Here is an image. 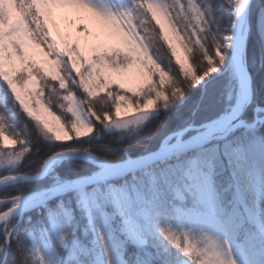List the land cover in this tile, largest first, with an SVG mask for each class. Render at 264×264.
<instances>
[{
  "label": "rangeland",
  "instance_id": "obj_1",
  "mask_svg": "<svg viewBox=\"0 0 264 264\" xmlns=\"http://www.w3.org/2000/svg\"><path fill=\"white\" fill-rule=\"evenodd\" d=\"M30 1L32 6H34L35 8L38 2H44V0ZM253 1L254 0H252V3ZM68 2H70V0H68ZM158 2L162 6H164L161 0H158ZM89 3L102 10L111 11L117 16L127 15V19L133 29L135 30L137 28L129 12L123 8L121 0H89ZM189 3L191 8L196 6L195 0H189ZM263 4L264 0H255L253 12L250 7L247 44L251 33H256L264 49V10L258 9ZM0 13L3 17L2 19L0 17V62H2L6 51L5 41H11L16 36L23 33H27L28 26L17 8L16 0H0ZM252 15L253 17H251ZM80 17H86V19L81 20ZM253 19L254 21L251 22V20ZM54 20L56 25L55 28H53L51 24L49 25V28L53 32V36L57 38L58 41L60 36H63L69 39L70 41L74 42L76 40H79L82 44L92 46L100 42L97 37H100L101 39H107L106 37L102 36V30L100 26L90 17V14L83 10H78L75 8L57 9L54 15ZM81 23L88 27L89 32L92 34L91 36L85 37L76 31L75 26ZM233 29L234 23L231 28L232 35L224 36V44L220 45V50L222 55L224 56V60L220 62L218 57L217 59H214L216 61L217 71L211 73L202 81L200 85H198L205 86L207 84V80L212 75H221L224 73H228L231 79L235 82L229 91V99L233 101V104L228 107V110L223 115H221L215 120L209 121L201 126L190 125L182 131L167 136L162 141L160 148L156 152H164L163 147H172L177 144L178 141L184 143L193 139L198 134L202 133L207 127L206 126L205 128L201 129L202 126H205L207 124L210 125L215 121L223 120V117L229 114L235 106L238 98L239 72H237L235 67L232 65L231 59V45L234 46ZM57 33H59V36L57 35ZM28 34L30 35V33ZM135 36L139 39V43L137 45V47L140 49L139 61L146 70L147 74L155 78L153 87L149 88L145 93L148 92L150 94V97L156 96L157 92L165 93L167 78L155 64L150 54L149 48L141 37V35L139 34V32L135 33ZM107 42L113 43L114 41L107 40ZM224 45H227V47H224ZM177 47L178 52H180L181 54L180 57L175 55V50L173 48H169L176 63L178 60L184 58V63L177 64L180 67L183 75L185 76V72L187 68L190 67V65L187 64V60L185 58L188 56L182 44L181 37L179 41V46ZM49 54L53 56V59L49 61V64L52 65V67H46L44 70L33 67L32 73L34 70H38L48 78L60 83L62 89H64L65 91H69L68 79L61 71V68L63 67L68 74L67 77L72 78L74 83L83 87V78L86 77L91 71L90 66L85 67L84 71L81 73V76L74 77L71 74V69L76 67L77 65L76 61L73 59V55H70L67 51L57 49L54 45L49 46ZM34 77L36 76L34 75ZM110 89H108V91ZM8 90L10 92V89ZM121 91L128 93L131 97H140L133 95L126 90ZM10 96L13 98L11 93ZM119 98L117 103L121 102ZM124 98V103L131 102L137 112L142 111L141 106L145 103V100L143 103H139L132 101L131 98ZM5 99V95L0 89V102ZM65 99L68 104V111L69 109H72V111L69 112L74 118V122H76V117L79 116L82 121H85L94 128L91 114L87 111L82 100H80L74 93L71 92H68L66 94ZM37 101L43 103L53 115L58 117L46 104L44 100V94L40 88V82L37 90L34 93V98L31 101V105L36 106ZM22 110L24 111L23 108ZM260 110H264V107L256 106L255 120H253L252 122H246L244 120L247 127L240 129H260L264 125V123H261V121H264V114H262ZM156 113L157 110L152 112L150 115L147 116L146 119L140 122H136L135 116H129L127 117V121H121L119 123L123 127L131 126L134 124H140L148 121ZM25 114L28 116L26 112ZM28 118L33 120L30 116H28ZM33 121L36 123L35 120ZM115 124H117V122H115ZM0 130H2L1 127ZM68 130L71 133V127L68 128ZM238 130L239 129L230 134L227 139L233 137ZM72 135L73 139L69 141L56 142L70 143L72 141L86 139L92 134L79 139L75 138L74 133H72ZM222 142L215 143L197 151L204 152V150L207 148L220 147L222 146ZM250 147L256 151L264 153V144L262 143H252ZM2 149L3 148H0V150ZM220 149H222V147H220ZM197 151H194L191 154H188L181 158L175 157L171 160H165L162 162L155 163L146 169H142L125 176L127 177L131 174H136L142 171L148 172L149 169H152V167L158 164H164L166 162H177L174 166L171 165L170 167L165 168L163 170H158V173L151 172V177L148 180L147 185L142 184L143 187L137 185H132L130 187L119 186L117 182L125 178L123 177L118 181H102V183H100L99 185H93L83 189V191L85 192H97L96 203L93 204L91 201H89L88 207L84 206L82 197L80 195L81 190L78 192H74L77 195L76 211L72 208L62 205L59 212L50 211L48 213L47 222L42 223L39 228L32 229L28 233V238L30 240V258L37 264H70L69 256L72 252V246L74 243H80L84 245L87 249V253L85 255L80 256L82 264H107V261L109 260L111 264H129L128 260L126 259L127 246L136 248L139 251L134 264H151L150 261H155L158 264H191V260L193 261V264H221V261H223V264H234V261L235 264H245L243 252L238 246L236 232L247 221L251 223L254 227L259 228L264 237V228H262L261 222L259 221L261 206L258 200V192L261 189V184L254 180V178H256L255 173H250L242 168L239 162V156L243 152V149H232L230 151V157H232L233 160H231V162L228 164V169L225 168L223 170V173L226 172L228 176L217 177L213 174L211 177V182L214 185L216 191L220 193L222 201L224 199L225 193H231L229 196H226L231 207L227 211L224 206L225 211L223 219L233 221L236 225V228L234 230L226 229L221 223H214L211 226L208 225L207 223H205L209 216V213L207 212L206 208L202 204H200L192 195L188 194L184 188V185L187 183L185 174L190 170L191 161L193 159H196L184 158L192 155ZM81 152H86L88 154L90 153L88 151L83 150L65 151L62 154L56 155L51 158H55L56 162L50 170H46V168L51 159H49L44 164L42 169L36 175H11L5 177L7 179L0 182V188L14 185L18 182L42 180L48 177L53 179V182L50 187L40 189L33 193L21 196L19 201L17 202V204L20 205L25 201L33 200L39 197L51 188L83 181L88 177L92 176L93 174L97 173L102 168L79 155V153ZM156 152H151L147 155L154 154ZM92 155L94 157H97L94 154ZM138 158H130L128 160ZM69 160H81L90 163L91 165L96 167V171L82 178L69 181H61L56 175L53 174L54 170L60 164ZM101 160L107 161L104 159ZM7 162L8 160H6L5 162L0 160V171L8 167L15 166L17 164H8ZM45 172H47V174H45L46 176L42 179H38L39 177H42ZM173 172H176V174ZM117 177L118 176H115L113 178L115 179ZM18 179L34 180L17 181ZM225 180H227L228 183L226 186ZM160 183L173 184L174 188L176 189L175 195L180 201L185 202L187 200V196H190V198L193 199V205L188 209L180 207L175 209V222L169 220L166 217H162L158 213L152 212L150 210V202L148 199H146V193L147 191H156ZM113 189L117 190L118 195L123 192L127 196V201L121 203L120 207H117V203L113 200L110 194ZM99 193H104L103 199L100 198ZM178 193H183L184 198L181 199ZM12 203V200L0 201V212L6 211L10 207H12ZM41 209H39V211ZM121 209H123V211ZM31 212H28L27 214L12 220L6 225L4 224L0 226V237L2 235L4 236V227L8 228V230L10 231L11 223L13 221L17 220L20 223ZM1 214L3 213H0V215ZM168 231L175 233V236L180 243V249L170 244L164 238V235H166ZM133 233L137 237H139V239L144 241L143 245L138 244L133 239ZM61 236L65 238L63 244H61L60 242ZM101 237H103V243H101ZM187 248L193 249V254L190 257H188L186 253L182 251L183 249ZM61 250L65 253L63 254ZM5 252L6 248L3 251H0V260H3Z\"/></svg>",
  "mask_w": 264,
  "mask_h": 264
},
{
  "label": "trees",
  "instance_id": "obj_2",
  "mask_svg": "<svg viewBox=\"0 0 264 264\" xmlns=\"http://www.w3.org/2000/svg\"><path fill=\"white\" fill-rule=\"evenodd\" d=\"M121 1L123 8L129 12L136 27L143 32L141 37L148 46L155 64L167 78L166 95L171 97L173 92L182 89L184 98L174 104L169 111L165 110L164 102L159 101L156 107L157 113L148 121L127 127H117L115 118H113L114 122L109 124L104 121V115L114 113L118 98L124 96L131 98L134 102L143 103L145 98L150 97L148 92L144 94L143 98L131 97L128 93L113 87L108 91L111 98L108 94L93 98L83 87L74 83L72 78L67 77L68 74L63 67L61 71L68 79L69 91L62 89L57 81L48 78L38 70H34L33 74L39 79L46 104L68 128L74 122L65 99L68 92L74 93L82 100L93 119L94 132L91 136L70 143H59L45 134L33 120L28 118L21 106L10 96L6 86L0 81V89L6 98L0 102V127L4 133L14 136L18 141L24 140L26 142L18 144L14 150H0V160L5 162L11 156H14L16 152L24 151L26 148L30 149L21 162L0 171V179L11 175H36L49 159L69 150L88 151L110 162H121L130 158L145 156L151 152H156L167 136L182 131L190 125L201 126L215 120L233 104V101L229 99V91L235 82L228 73L212 75L205 86L190 87L188 80L175 62L169 46L158 34V26L145 13L144 9L139 7L142 0ZM161 1L167 11L172 14L173 19L180 25L186 26L179 35L187 56L194 59L199 71L205 70L207 68L206 61H203V56L206 54L205 49L207 54L217 59L215 57L216 47L224 44V36L232 35L231 28L234 23L233 3L230 0H195L204 14V23L201 27H204L205 30L201 32L200 26L192 19L189 11L191 8L189 0ZM254 4L255 0L252 3V12ZM16 5L24 20L28 21L27 26L31 23L33 25L32 30L41 33V39L43 40L47 35L46 25L39 16V12L33 11L35 7L32 6L31 1L16 0ZM182 9L187 15H177ZM258 9L264 10V4ZM0 17L3 18L1 13ZM253 21L254 19L251 20V22ZM247 58L253 80L254 100L245 113L244 120L252 122L256 118V106L264 107V49L256 33H251L248 39ZM201 63L203 68L199 69ZM227 142L231 144V150L235 148L243 149L239 156L242 168L250 173H255L256 178L254 180L261 184V189L258 192V200L261 206L259 221L262 228H264V153L250 147L252 143L264 144V125L260 129H239L233 137L227 139ZM220 150L223 152V148ZM199 153H202L201 163L205 167L215 163L216 153L214 148H207L204 152L197 151L184 159L197 158ZM221 159L224 161L223 169L213 173L217 177L228 176L226 172L223 173V170L228 169V164L233 160L230 155L226 157L222 155ZM176 163L166 162L155 165L148 172L142 171L131 174L121 179L117 184L123 187L132 185L143 187L142 184L147 185L151 172L158 173V170H163L171 165L174 166ZM94 171H96V167L90 163L81 160H69L56 167L53 174L61 181H69L88 176ZM173 173L176 174V172ZM52 182L53 179L48 177L42 180L18 182L0 188V201H9L13 197H21L48 188ZM225 182L226 186L228 184L227 180ZM175 191L173 184L162 183L158 185L156 191H147L146 199L150 202V210L175 222L176 208L188 209L193 205V199L190 196H187V200L183 202L176 197ZM230 194L225 193L223 199V205L227 211L231 205H229L226 196ZM76 196V193L67 194L48 204L40 211L36 210L29 213L22 222L13 221L9 231L11 243L6 247L3 261H6L7 264H37L30 258L28 233L32 229L39 228L42 223L47 222L48 213L50 211L59 212L62 205L76 211ZM236 235L238 246L243 252L244 263L264 264V237L260 229L246 221L237 230ZM3 237V235L0 237V242L3 241ZM61 252L65 253L62 250ZM138 253L139 251L136 248L127 246L126 259L129 264H134ZM150 262L151 264H158L155 261Z\"/></svg>",
  "mask_w": 264,
  "mask_h": 264
},
{
  "label": "snow or ice",
  "instance_id": "obj_3",
  "mask_svg": "<svg viewBox=\"0 0 264 264\" xmlns=\"http://www.w3.org/2000/svg\"><path fill=\"white\" fill-rule=\"evenodd\" d=\"M234 3L235 11L237 14L241 13L248 0H230ZM139 7H142L145 13L151 18V20L158 26L157 31L161 38L168 44L170 48L175 50V55L180 57L178 52L180 32L183 30L184 25H180L173 19L171 13L162 6L158 0H142ZM60 8H75L83 10L90 14V17L100 26L102 30V36L107 39H101L99 43L92 46L82 44L81 41H70L69 39L60 36L59 41L53 36V32L50 30L51 24L55 28L54 15L57 9ZM34 12L38 11L39 16L42 18L46 25L45 31L47 35L42 40L41 33L33 31V25L29 23L27 33L16 36L11 41H5L6 51L3 61L0 62V81L10 89V93L18 104L24 109V111L41 127L42 131L50 136L53 140L64 142L73 139L72 133L75 138L89 136L93 133L94 128L85 121H82L79 116L76 117V122L71 125V133L68 127L63 121L53 115L47 107L37 101L36 106L31 105V101L34 98V93L39 86L38 78L34 77L32 73L33 67L44 70L46 67L51 68L52 65L49 61L53 59V56L49 54V46L54 45L57 49L67 51L70 55H73V59L76 61V67L71 69V74L74 77L81 76L86 66L91 67V71L86 77L83 78V88L86 92L95 98L97 96L108 94V89L117 87L121 90H126L133 95L144 97L145 92L153 87L154 77L147 74L146 70L139 61L140 49L137 47L139 39L135 36V33L139 32L143 35V32L136 28L135 30L131 26L127 19V15L117 16L115 13L102 10L95 7L89 0H44L43 3H37ZM192 19L200 26L201 32H204V27L201 25L204 23V14L199 7L196 6L190 8ZM187 15L181 10L177 15ZM81 20L86 17H80ZM26 23L28 21L26 20ZM76 31L81 35L87 37L92 34L89 32L88 27L83 23L76 25ZM30 33V35L28 34ZM59 36V33H57ZM107 40L114 41L113 43L107 42ZM227 47V45H224ZM205 55L203 61H206L207 68L203 71H199L195 64L194 59L191 57H185L187 64L190 67L185 72V78L188 80L190 87L195 88L202 83V81L211 73L217 71L216 61L212 55L207 54L205 49ZM215 57L219 58V61L224 60V56L221 53L220 46L215 49ZM177 63H184V58L178 60ZM203 68V64L199 66V69ZM184 98V92L182 89L173 92L172 96L166 95L164 92H157L156 96L145 98V103L141 106L142 111L137 112L131 102L124 103L125 98L120 97V103L115 105V111L113 114H105L104 121L109 124L117 122V127H120L121 121H127V117L135 116L136 122H140L147 118L152 112L156 111L157 104L160 100L164 102V108L169 111L174 104ZM72 111V109H69ZM264 114V110H260ZM240 112V105L238 104L232 114L227 118L228 123L223 125H209L204 131L195 138V141H204L208 138L215 136L219 140H223L222 144L223 152L220 147H214L216 153V161L213 164L205 167L201 163L202 153H199L196 159L191 161L190 170L185 174L187 183L184 185L185 191L192 195L200 204H202L209 213L208 219L205 221L208 225L214 223H221L226 229H235L236 225L233 221L223 219L224 205L221 199V195L216 191L214 185L211 182L213 173L218 170H222L224 161L221 156L224 157L230 155L231 144L227 142L226 137L234 130L239 124H243L240 121L237 125H232V120L236 118V115ZM95 115V113H93ZM264 123V121H261ZM126 126V125H124ZM26 143L24 140H17L14 136H10L0 130V148L14 150L18 144ZM189 145L193 141L188 142ZM187 145L181 144L179 141L175 145L176 148H183ZM30 149L16 152L14 156H11L8 160V164H15L22 161V158ZM46 166V165H45ZM95 181H103L106 179L104 173H100L92 178ZM90 181H80V184L88 183ZM74 185H64L60 188L54 189V191H63L65 188L73 187ZM113 200L117 203V207L121 206V203L127 201V196L121 192L117 194V190L111 191ZM80 195L85 207H88L89 201L93 204L97 200V192H85L81 188ZM181 199H183V193H178ZM101 199L104 198V193H99ZM13 203L12 207L6 211L0 212V223L7 224L10 222L13 214L16 212L20 197L11 198ZM123 211V209H121ZM3 241L0 242V251H3L11 243V235L8 228L4 227ZM164 238L176 248L180 249L179 240L176 238L175 233L168 231ZM64 237H60V242L63 244ZM133 239L140 245L144 244V241L139 239L133 233ZM101 243H103V237H101ZM188 257L192 256L193 249L187 248L182 250ZM87 249L80 243H74L72 246V252L69 256L70 264H82L80 260L81 255H85ZM79 254V255H78ZM107 254V252H106ZM219 255V253H218ZM191 260V259H190ZM0 264H7L6 261L0 260ZM107 264H111L110 260ZM191 264L193 261L191 260ZM223 264V261H221ZM235 264V261H234Z\"/></svg>",
  "mask_w": 264,
  "mask_h": 264
},
{
  "label": "water",
  "instance_id": "obj_4",
  "mask_svg": "<svg viewBox=\"0 0 264 264\" xmlns=\"http://www.w3.org/2000/svg\"><path fill=\"white\" fill-rule=\"evenodd\" d=\"M252 0H248V4L244 8V10L237 14L234 10V49L238 50L240 61L238 66L239 71V78H238V98L236 101L235 106L233 109L239 104L240 105V112L236 115V118L232 120V125L239 124L240 121H243V124H239V126L235 127L234 130L230 133L232 134L234 131L240 128L247 127L244 121V115L247 112L248 108L253 102V81L250 73V69L248 66V59H247V37H248V23H249V14H250V7H251ZM245 21V27L241 29V21ZM233 109L230 111L229 114H227V117L221 120V124L228 123L227 118L232 114ZM217 122V121H215ZM214 123V122H213ZM209 124L202 126L201 129L205 128ZM229 137V136H228ZM226 137V139L228 138ZM223 140L217 139L215 136L208 138L204 141H195L191 145H187L183 148H176L171 151H158L154 154L147 155L145 157H140L138 159H132L127 160L123 162H107L108 165L102 169H100L97 173L93 174L92 176L88 177L87 179L83 181H90L88 183L80 184L73 183L69 185H74L73 187L65 188L63 191H54V189L60 188L62 186H58L55 188H51L47 190L45 193L40 195L39 197L25 201L22 204L18 205L16 212L13 214V217L11 218L10 222L18 217H21L28 212H31L33 210H39L41 208H44L47 204L55 201L58 198H61L64 195L78 192L82 189L88 188L93 185H99L102 183V181H95L92 178L97 176L100 173H104L106 176V179L109 178V181H118L119 179L125 177L126 175L146 169L150 167L151 165L162 162L165 160H171L173 158H181L183 156H186L188 154H191L194 151L203 149L207 146L213 145L215 143H220ZM91 156H93L91 153H89ZM47 174V172L44 173L42 177H39L38 179L44 178ZM118 174L119 176L117 178H113V175ZM112 177V178H111ZM7 178L0 179V182L4 181ZM35 179V178H34ZM34 179H18L17 181H26V180H34ZM3 215V214H1ZM4 225L3 223H0V226Z\"/></svg>",
  "mask_w": 264,
  "mask_h": 264
},
{
  "label": "bare ground",
  "instance_id": "obj_5",
  "mask_svg": "<svg viewBox=\"0 0 264 264\" xmlns=\"http://www.w3.org/2000/svg\"><path fill=\"white\" fill-rule=\"evenodd\" d=\"M240 25H241V29H243L245 27V21L244 20L241 21ZM231 51H232L231 52L232 65L235 67L236 71L239 72L238 71V66H239V61H240L239 52H238V50L234 49V46L233 45H231ZM226 117H227V115H225L223 118H226ZM221 122L222 121L220 120V121L211 123L210 125H218L219 126L221 124ZM200 134H198L196 137H198ZM196 137H194L193 139H191L189 141L195 142V138ZM189 141H186L184 143L180 142V143L183 144V145H189V143H188ZM175 145L172 146V147L165 146V147H163V151H165V150H171V149H176ZM79 155H81L82 157L86 158L90 162L98 165L101 168H104V167H106L108 165V163L106 161H103V160H101V159H99L97 157L91 156L90 154H88L86 152H84V153L81 152V153H79ZM55 162H56V159L55 158L51 159V161L47 165L46 170H50L54 166ZM115 176H119V175L116 174V175H113L112 177H115ZM108 179L109 178L103 180V182L108 181Z\"/></svg>",
  "mask_w": 264,
  "mask_h": 264
}]
</instances>
